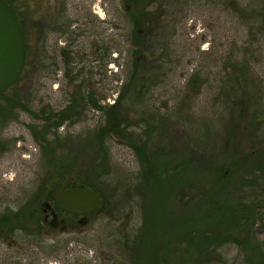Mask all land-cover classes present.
I'll list each match as a JSON object with an SVG mask.
<instances>
[{
  "label": "rangeland",
  "instance_id": "374dc122",
  "mask_svg": "<svg viewBox=\"0 0 264 264\" xmlns=\"http://www.w3.org/2000/svg\"><path fill=\"white\" fill-rule=\"evenodd\" d=\"M160 2L164 21L159 41L156 35L149 34L146 46L142 44L147 56L141 59L142 63L138 62L139 69L130 93L121 97L126 105L122 112L128 118L129 129L140 127L149 130L144 138L158 161L162 159L159 148H163L164 154L174 162H185L186 180L195 176L204 179L225 160L224 141L227 144L232 141L225 135L230 106L225 108L226 100L221 93L224 87L225 90L230 89V84L227 83L228 70H224L221 55L230 43L240 45L244 32L240 24L231 20L230 15L223 14L213 0ZM11 3L23 26L25 48L32 37L31 22H44L48 13L56 11L59 5L62 6L60 17L71 22L69 31L73 35L67 31L54 39L57 48L70 46L66 49L71 57L67 65L58 62L54 68L37 54L18 80L0 94V106L10 99H14L16 105L14 119L0 122V214L26 212L30 209L28 204L31 200L43 193L45 187L53 191L56 184H70L75 180L73 173L78 171L71 175L61 171V165L68 162H77L78 169H88L91 176L95 175V179L89 177V180L100 194L103 206L96 213L85 216L83 224L77 228L61 230L57 227L49 232L42 230L36 235L30 233L31 224L27 223L26 228L16 229L7 241L0 238V255L7 254L13 258L5 264H132L124 246L125 235L131 241L137 228L142 226L144 200L140 195L144 194V183L133 151L126 143L108 136L105 156L95 148L91 135L103 125L104 116L90 105L95 100L104 107L111 105L120 91L123 92V84L130 82L133 76L129 78L135 47L130 43L131 28L125 26L127 15L120 0H11ZM79 32L81 37L75 41L74 35ZM39 34L37 27L35 35L40 54L43 50L39 46H43V41ZM254 70L255 85L249 94L253 96L255 106L264 110V60L258 62ZM195 77L200 80L196 81L198 86L193 85ZM186 94L191 98L189 102L182 101ZM82 97L84 102L80 107ZM75 99L78 108L72 110L74 107L70 106ZM234 100L231 97L228 102L233 105ZM179 101L185 103L180 112L184 119L189 116L198 125L195 123L196 126L191 128L188 123L177 121L175 110ZM67 108L74 116L79 108L80 112L77 117L67 115L56 129L51 127L46 135L50 143L43 144L38 132L43 118L56 112L65 114ZM153 113L161 116L159 123L153 118ZM241 119L243 121L244 117ZM262 128L261 133H264V126ZM53 133L57 134V140H54ZM242 138V147H255V142ZM239 156L242 158L243 154ZM101 158L106 159L110 171L95 172L94 163ZM114 170L119 173L113 181L111 174ZM247 174L246 169H239L233 182L228 183L229 190L224 195H228V203L235 198H247L256 203V213L250 218L254 222L255 239L264 243V168L255 169L250 176ZM59 180L62 183H58ZM137 185L140 190L136 189ZM203 186L202 198L205 200L204 196L210 191L207 184ZM191 192L184 188L185 196ZM218 199L223 200L221 197ZM170 200L171 210L182 204L181 193L175 192ZM46 202L51 207L54 204L53 201L52 204ZM42 203L43 200L40 206ZM187 204L185 207H190L189 211L201 210L198 204ZM177 209L183 212L182 208ZM199 214L194 215L197 218L178 217L183 222L177 223L174 232H177V237L182 235L183 238L193 232L196 237L197 232L206 230V226L216 219V213ZM57 218L66 216L57 213ZM189 226L194 229L187 230ZM234 233L241 243L244 232ZM169 236L176 237L175 234ZM28 247H34L43 261H33L26 253ZM174 248L177 252L174 258H178L179 264L183 260L188 261L196 252L195 245L186 243L185 238ZM219 252L221 260L213 264H246L245 253L248 251L241 245L223 244ZM174 258L172 264L175 263ZM258 262L255 257L248 264Z\"/></svg>",
  "mask_w": 264,
  "mask_h": 264
},
{
  "label": "trees",
  "instance_id": "16d2710c",
  "mask_svg": "<svg viewBox=\"0 0 264 264\" xmlns=\"http://www.w3.org/2000/svg\"><path fill=\"white\" fill-rule=\"evenodd\" d=\"M6 1L11 6V0ZM213 2L219 6L223 14L230 15L231 20L240 24L244 32L243 42L238 46L235 42L230 43L224 54L221 55L224 70H228L227 83L230 84V89L225 90L224 87L221 93V96H224V100H226L225 108L230 106L228 109V124L225 121V135H227L229 141H232L231 144H227L226 140L224 141L226 148L225 160L215 170H212L208 177L202 179L201 177L198 178L195 176L192 180H186L184 169L187 166L185 162L182 160L174 162L169 156H166L167 154H164L163 148H159V155L162 159L158 161L159 158L149 150L147 139L144 138V134H148L149 130L140 129V127L139 129L137 128L139 131L137 129H129L127 125L128 118L122 112L123 108H126V105L121 97L123 94L125 96L130 93L134 85L133 81L136 72L139 69L138 65L140 63L138 62H141V59L147 56L142 44L144 47L146 46V40L149 34L156 35L159 41V33L164 21L161 14V11L163 12L162 3L160 0H120L123 10L127 15L125 26L131 28L130 43L135 47L133 50L135 56L134 64L129 78L131 75L133 76L130 82L123 84V92L120 91L119 97L111 105L104 107L98 103V100L91 101L90 105L92 108L101 111L104 116L103 125L96 129L91 136L95 143V148L97 147L98 152L104 156L107 154L105 146L108 136H113L119 141L126 143L132 149L139 166L140 179L144 183V194L140 195L142 200H144V219L142 226L137 228L131 241L130 237H127V234L125 235L126 241L124 244L130 255L132 264H172L173 258L177 253L174 246L176 247L184 238L186 243L195 245L196 252L191 255L188 261L184 262L183 260L180 262L181 264L189 261H191V264H213L221 260L219 248L221 245L227 243L241 245L245 251H248L245 253L246 264L250 263L252 258L255 257L259 259L260 263L258 262V264L264 262V243L255 239L254 222L253 218H250V216L256 213L258 206L251 199L249 200L247 198H235L233 202L228 203L230 202L228 195H224L228 193V183L233 182V177L239 169H246L248 171L247 175L250 176L255 169L264 168V133H261V128L264 126V110L255 106L254 98L249 94V90L254 88L255 85L254 67L258 62L261 63L264 60V0H213ZM150 56L152 55L150 54ZM63 57L66 58L64 62L67 65L69 58L68 56ZM25 59V68L23 67V70L31 64L32 56H30L29 46L26 47ZM53 65L55 67L58 66L56 63H53ZM192 80L193 85L196 86V81L199 79L195 77ZM2 93L4 92L0 94ZM188 96L189 94L184 95L182 101L189 102L191 98ZM231 97L235 98L233 105L228 102ZM76 100L72 101V106H70V108L74 107L72 110L78 108V104L75 105L74 103ZM139 100L136 99L137 102ZM14 101V99L7 100L5 102L7 104L0 106V122L8 118L14 119L13 111L16 106ZM182 101L178 102L179 105L175 110L177 121L180 120L181 122L188 123L193 128L197 122H195L196 124L192 122L189 116L184 119V115L181 113L185 103L182 104ZM79 102H81L79 105L81 107L84 102L83 97L82 99L80 98ZM139 103L142 102L139 101ZM70 108L65 110V114L56 112L54 114L51 113L48 117H44L46 114L45 111L42 112L44 121L40 126L41 130H38V132L40 133V139L43 144L50 143L46 135H48L51 127L56 129L67 119V115H70V117L74 116ZM79 112L80 108L78 112H75L76 117ZM240 114L241 116L239 117ZM153 115V118L157 119L159 123L161 116L154 113ZM242 117H244V122L241 119ZM53 136L55 137L57 134L53 133ZM242 137L255 142V147H249L248 149L242 147ZM54 140H57V137ZM240 153L243 154L242 158L239 156ZM237 157H239V161L241 159L240 164ZM77 164V162L75 164L74 162H68L65 163V166L61 165V171H66L70 175L73 171H78L73 173L75 180L67 185L87 186L97 193L101 199L100 194L89 180V177L95 179V175L91 176L88 169L85 171L78 169ZM108 166L106 159L101 158L96 164L94 163V170L96 173L103 170L110 171L111 167ZM118 173L114 170L113 174H111L113 181L116 179L115 175L118 177ZM58 183H62V180H59ZM206 184L210 192L204 196V200L202 198L204 191L203 185ZM184 188L192 191L191 194L185 196L183 193ZM136 189L140 190L139 185H137ZM43 191V193H40L39 196H35L31 200V203L28 204L30 208L28 211L0 214V230H8L10 233H13L15 229L26 228L29 222L36 223L42 229L43 215L40 209V201H49L51 204L54 201L51 188L45 187ZM175 192L181 193L182 204H179L177 207L182 208L183 212L177 209V207H173L171 210L169 209V204L172 205L170 198ZM217 197H221L223 200H219ZM185 204L189 206L191 204H194V206L198 204L197 206L200 207L201 212L198 210L193 211V209L189 211L190 207H185ZM101 206H103L102 200L99 208ZM52 207L56 213H62L66 216V224L68 226H76L70 218H77V216L59 210L55 203L52 204ZM195 212L201 213L199 214L201 216L207 215L205 213H210V215L216 213V219L206 226V230L197 232L196 237L192 235L194 232L185 234L183 238L182 235L177 237V232L174 233L177 223L179 225V223L183 222L179 221L181 218L178 217L182 216L183 218L184 216V218H192L196 214ZM93 213H96V211ZM194 217L197 218L198 216ZM188 229L192 230L194 228L189 226L187 227ZM163 230L165 233H163ZM235 231L244 232V238L241 243L239 242L240 239L238 236H235L237 235L234 233ZM170 234H175L176 237H171L169 236ZM174 260V264H179L178 258H174Z\"/></svg>",
  "mask_w": 264,
  "mask_h": 264
},
{
  "label": "water",
  "instance_id": "95a60500",
  "mask_svg": "<svg viewBox=\"0 0 264 264\" xmlns=\"http://www.w3.org/2000/svg\"><path fill=\"white\" fill-rule=\"evenodd\" d=\"M25 53V36L17 14L6 0H0V93L20 77ZM52 192L58 208L74 215L95 212L101 204L98 194L83 185L56 184Z\"/></svg>",
  "mask_w": 264,
  "mask_h": 264
},
{
  "label": "flooded vegetation",
  "instance_id": "af4514ba",
  "mask_svg": "<svg viewBox=\"0 0 264 264\" xmlns=\"http://www.w3.org/2000/svg\"><path fill=\"white\" fill-rule=\"evenodd\" d=\"M61 13H62V6L59 5L58 8L56 7V11L54 12L51 11L50 13H48L44 22H37V21L31 22L32 37L30 38V41L28 43L30 56H32L31 60L34 61L35 60L34 57H36L38 54L40 56H43L45 61L48 62V64L54 68H55V65H53V63H56V65L58 64V62L61 64L65 63L64 61L66 60V58H64L63 56L69 55V52L66 51L69 45L68 46H64V45L58 46L57 48L54 43V39H56L59 36H62L67 31L69 32L70 36L73 34L71 31H69V27H71V22L63 21L60 17ZM37 27H38V32H40L38 37L42 38L41 42L43 41L42 43L43 46H39L42 48L41 50H43L42 53L40 54L37 51L38 50V42H37L38 38H37V35H35V31L37 32ZM74 36H75V41H76L77 37L79 36L81 37V33L79 32V34H75ZM107 57H108V60H110V56H107ZM68 58L69 60L71 59L70 56H68ZM53 202L57 205L55 198ZM40 209L43 215V223L41 224L42 229H40V227L37 226L36 223L29 222V224H31V226L29 227V229L31 230L30 231L31 234L38 235L42 233V230H46L44 232H49V231L56 229L57 227H59L61 230L65 228H77V226H81L83 224L85 220V216H86V215H75L77 216V218H70V219L73 223H75L76 226H73V225L68 226L66 224V218H57L56 211L46 201H44L41 204ZM13 233H10L8 230H0V238L7 241L10 235H12ZM26 251H27L26 253L30 255L33 261L35 262H37L38 260L43 261V258H41V256H37L39 254H38V251L35 252L34 247H28ZM7 260L13 261V258L7 254L5 256L0 255V264H5ZM31 264H34V263L31 262ZM41 264H45V263L41 262Z\"/></svg>",
  "mask_w": 264,
  "mask_h": 264
}]
</instances>
